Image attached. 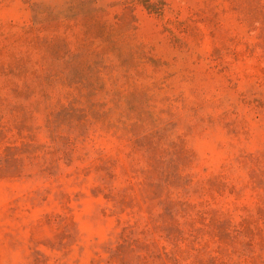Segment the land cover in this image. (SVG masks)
<instances>
[{"label":"rangeland","instance_id":"obj_1","mask_svg":"<svg viewBox=\"0 0 264 264\" xmlns=\"http://www.w3.org/2000/svg\"><path fill=\"white\" fill-rule=\"evenodd\" d=\"M0 264H264V0H0Z\"/></svg>","mask_w":264,"mask_h":264}]
</instances>
